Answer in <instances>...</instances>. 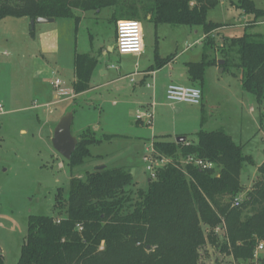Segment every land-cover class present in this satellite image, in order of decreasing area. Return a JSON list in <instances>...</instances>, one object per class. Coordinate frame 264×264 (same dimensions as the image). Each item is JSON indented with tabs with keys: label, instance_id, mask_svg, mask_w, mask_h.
Returning <instances> with one entry per match:
<instances>
[{
	"label": "trees",
	"instance_id": "1",
	"mask_svg": "<svg viewBox=\"0 0 264 264\" xmlns=\"http://www.w3.org/2000/svg\"><path fill=\"white\" fill-rule=\"evenodd\" d=\"M220 2L253 17L246 29L264 17L253 0H0V21L72 19L77 26L83 14L110 9L115 23L149 18L154 25L197 28L204 36L202 56L199 62L185 64L189 81L202 86L206 67L222 60L220 67L237 69L241 89L262 103L264 34L244 33L217 44L212 34L227 25L209 20L208 14ZM171 58L155 55L147 72L160 70ZM97 64L90 54H74L75 97L91 89ZM90 132L79 135L68 161L71 167L90 157V145L113 138L96 139L89 137ZM196 137L195 143L182 144L164 137L152 140L155 152L171 162L157 169L155 179H148L146 191L136 187L130 170L124 168L101 167L84 179L72 178L67 198L58 191L53 216L28 218L17 264H205L200 251L207 239L233 262L253 264L255 249L264 243V161L240 205L233 207L242 192L241 170L252 164L251 157L224 131L200 130ZM178 154L206 160L216 168L186 166L184 172L176 162ZM219 229H224L221 241Z\"/></svg>",
	"mask_w": 264,
	"mask_h": 264
},
{
	"label": "rangeland",
	"instance_id": "2",
	"mask_svg": "<svg viewBox=\"0 0 264 264\" xmlns=\"http://www.w3.org/2000/svg\"><path fill=\"white\" fill-rule=\"evenodd\" d=\"M253 1L259 10H264V0ZM111 12L105 9L100 13L83 14L76 31L74 22L68 19L38 24L33 30L30 21L28 26L21 23L26 21L16 18L0 21V61L13 58V74L20 69L19 63L24 69L32 64L33 68L37 66L39 104L45 102L46 97L49 101L52 97L54 101L59 100L50 85V79L60 77L65 79L67 86H71L73 54H90L98 59L99 69L106 70L107 75L101 76V71L96 72L90 81L91 91L76 101L72 100L74 102L57 106L56 103L55 108L60 111L57 116L61 110L65 113L72 111L71 134L77 139L87 130L91 131L89 137L96 139L113 136L110 141L90 145V157L81 165L71 167L51 145L57 116H49L52 123L48 127L43 124V120H46L42 114L44 109L37 111L42 117L40 122L31 120L36 112H31V115L25 112L12 114L0 119V254L4 264H17L27 235L28 218L53 216L55 197L60 190L63 197L67 198L72 178L84 179L88 173L101 167L124 168L134 170V184L146 191L149 177L142 158L149 140L154 136L169 141L185 137L188 143H195L200 130L224 131L252 159V164L245 165L240 173L242 199L256 180L257 168L264 161V101L259 103L254 96L241 89L240 72L229 65L225 68L208 66L202 86L189 81L190 85L201 90L203 105L169 102L160 84L165 80L166 72L158 76L154 98L152 88L133 91L129 77H123L146 70L154 64L155 55L163 59L178 54L179 64L199 62L202 44L194 41L203 35L200 32L195 37L183 26L158 25L155 28L153 23L140 18L145 51L137 60L131 55L118 54L117 25L111 19ZM208 18L227 25L216 38L219 45L225 38H239L244 33L264 34V17L258 20L257 25L246 29V21H251L253 17L244 16L226 2H220L209 12ZM35 46L38 48V61L31 64L30 55L26 58L22 55L27 56ZM109 48H113V51L104 54ZM4 51L7 57L3 56ZM60 64L63 65L62 74L57 67ZM56 67L59 73L52 75V69ZM149 82L151 86L154 84ZM181 84L187 85L185 82ZM139 104H144V107L148 105L153 114L151 125H147L145 120H136L137 111H144ZM174 107L180 111L174 110ZM21 130H26V135ZM147 139L144 143L143 140ZM223 233L224 229L216 231L219 241ZM209 234V229H206L205 236ZM200 255L205 264H240L219 254L216 245L208 239ZM259 259H264V250L257 253L253 264H258Z\"/></svg>",
	"mask_w": 264,
	"mask_h": 264
},
{
	"label": "crops",
	"instance_id": "3",
	"mask_svg": "<svg viewBox=\"0 0 264 264\" xmlns=\"http://www.w3.org/2000/svg\"><path fill=\"white\" fill-rule=\"evenodd\" d=\"M111 15H112V12H111ZM18 19H19V21H26V22H21V23H24L22 25H26V26L29 25V21H30L29 19H27V18H18ZM58 20H67V19H58ZM68 20H72V19H68ZM56 21L57 20H54V22H56ZM147 21H149V18H147ZM118 22H116V25ZM136 22H138V21H136ZM249 22H250V19L248 21H246V23H249ZM79 24H80V22H79ZM139 24H140L141 30H142L143 49H142V53L139 56H137V57L132 56V57L136 58L137 60L141 58V56L143 55V53L145 51L144 29H143L142 23H139ZM78 25L75 26V23H74L75 31L77 30ZM246 25L247 24H245L244 27H246ZM156 26H158V25H155V28H156ZM187 29H189V33L193 34L195 37L199 36L200 32L197 28L187 27ZM116 31H117V26H116ZM175 31L177 32L178 30H175ZM219 32H220V30L214 32L212 34V37H214L216 39ZM203 38H204V36L198 37L194 41V43H201L202 44ZM37 49L38 48H36V46L34 48L32 47L30 53L29 54L27 53L28 54L27 56L22 55V57L26 58L30 55L29 58L31 60V64L33 61H38L37 60V58H38ZM112 51H113V48H112ZM112 51H109V49H108V51H105L104 54H106L107 52H112ZM25 55H26V53H25ZM3 56H5V57L8 56L5 51H4ZM171 56H173L171 58V61L169 63H167L164 67H162L160 70H156L154 72H147V69L151 66L150 65L146 70L134 72V73H138V74H137V78H136V76L134 77V80H136V81L134 83H130L131 84L130 87H132V90L136 91L137 89H139V91H140V88L150 90L151 88H146L145 85L149 84L150 83L149 81H152V82H154V84L152 85V89H153L152 95L154 98L156 96V93H157V83L156 82L158 81V76L161 73H165V72H166V78L163 82L160 83L161 87L164 89V91L166 90L167 86L170 84H176V85H181V86H192V85H190L189 79L186 77V66H185V64L196 63L197 61H195V62L186 61V62H182L179 64L178 63V59H179L178 54L171 55ZM198 56H199V54H198ZM201 56H202V49H201V53H200V57ZM11 59L6 58V60L0 61V106L2 107V112L0 113V119H3V117H5V116L7 117V116L12 115V114H19V113H24V112L30 114L31 112H36L35 117L33 116L34 119L32 117L31 120L40 122L42 117H40V115L37 113V111L39 109L40 110L44 109L45 112L42 114L44 116H46V120L45 119L43 120V124L45 125V127H48V125L50 123H52L49 116L55 117V116H57V112H60L55 107L60 103L69 102V101L71 102L72 100H60L59 99L57 101H54V100H52L53 99V97H52V99L49 101V99L46 97L45 98L46 101L41 102V104H39L37 102L38 98H39L38 97L39 96V87H38V83H37L39 73H38L37 66H35L33 68V64H32L31 67H27L24 69L23 67H21L22 66L21 63H19L20 69L17 70V72H15L13 74V72L11 70V66L13 65V58H11ZM72 59H73V71H72L73 77H72V81H71V86L69 87L66 85L67 82L65 81V79L60 78V77H55L54 79H50V81H49L52 88H53V86H52L53 81L56 79H59L63 83L65 88L72 90V84L75 81L74 54L72 55ZM193 60H196V59H193ZM57 67L59 68V71H61V74H62L63 65L60 64ZM57 67L52 69L53 70L51 73L52 75H56V73H59ZM217 67H220V66L217 64ZM98 71H101V76L107 75V71L99 69V66L97 64V67L92 74V78L94 77L95 73ZM222 72H223V70H222ZM134 73L126 75V77H123V78H127V77L133 75ZM121 79L122 78H119L118 80H121ZM159 80H160V78H159ZM14 82H15V86H14ZM182 82L187 83V85L181 84ZM90 88L91 89L89 91H91L93 89L91 84H90ZM84 94L85 93H83L81 95H77L75 97V99H73V100L76 101L77 98H79L80 96H82ZM72 102H74V101H72ZM202 103H203V97H202L200 105H203ZM55 104H56V106H55ZM141 105L142 104H139L140 108L143 107V110L149 109L148 105L146 107L143 106L144 104L142 106ZM174 110L180 111V109H178V107H174ZM139 111L140 110H138L137 112H139ZM64 113L65 112L63 110H61V114L59 116H57V120H59ZM52 121H53V117H52ZM56 122H54L53 128L57 124ZM0 124H2V123H0ZM20 132L22 134H25V135L27 133L26 130H21ZM48 133H49V130H48ZM154 138H156V136H154L151 140H149V142H151ZM143 141H144V143H146L148 141V139L143 140ZM130 172H131V175L134 174V170H132Z\"/></svg>",
	"mask_w": 264,
	"mask_h": 264
},
{
	"label": "built area",
	"instance_id": "4",
	"mask_svg": "<svg viewBox=\"0 0 264 264\" xmlns=\"http://www.w3.org/2000/svg\"><path fill=\"white\" fill-rule=\"evenodd\" d=\"M142 49V30L140 24L135 21H119L117 23L116 31V50L118 54L121 56L131 55L137 57L142 53ZM137 74L138 73H134L129 76L130 83L135 82L134 77L137 76ZM52 86L55 90L56 96L60 100H73L75 98L73 90L65 88L59 79L54 80ZM145 86L146 88H152L150 84H146ZM165 95L169 102L175 104L183 103L197 106L200 105L202 100L201 90L194 86L170 84L165 90ZM1 112L2 107L0 106V113ZM152 119L153 114L150 109L137 112V121L142 122L145 120L147 121V125H151ZM142 160L145 163V170L149 179H155L157 169L162 168L171 162L170 158L164 157L155 152L152 141L149 143L148 148H146V154L143 156ZM176 162L184 172L186 166H191L201 171H211L216 168L215 164L191 155L183 157L178 154ZM241 201L242 198L238 196L233 202V207H238ZM263 250L264 243H260L255 249V258L257 253Z\"/></svg>",
	"mask_w": 264,
	"mask_h": 264
},
{
	"label": "water",
	"instance_id": "5",
	"mask_svg": "<svg viewBox=\"0 0 264 264\" xmlns=\"http://www.w3.org/2000/svg\"><path fill=\"white\" fill-rule=\"evenodd\" d=\"M53 22L54 19L51 18H37L35 20L31 19L30 27L31 30H33L36 24H51ZM109 51H112V48H109ZM223 63L224 62L222 60H219L217 62L219 66L223 65ZM219 72L222 73V70H220ZM72 119V111H67L66 113H64L55 125L51 138V145L53 150L66 161H69L71 159V156L74 153L78 143V139L71 134ZM185 141V137H178L175 140V142L178 144L185 143Z\"/></svg>",
	"mask_w": 264,
	"mask_h": 264
}]
</instances>
